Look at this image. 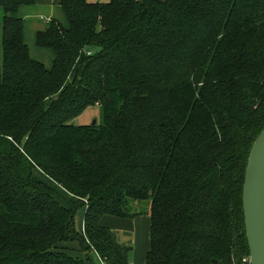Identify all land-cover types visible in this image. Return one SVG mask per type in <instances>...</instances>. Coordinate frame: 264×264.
<instances>
[{
	"label": "trees",
	"instance_id": "trees-1",
	"mask_svg": "<svg viewBox=\"0 0 264 264\" xmlns=\"http://www.w3.org/2000/svg\"><path fill=\"white\" fill-rule=\"evenodd\" d=\"M34 3L0 0V264H85L64 250L72 241L131 264L104 219H133L146 199L144 264L247 255L241 191L264 126V0H56L67 25L35 34L50 68L13 16ZM95 105L98 123L73 122Z\"/></svg>",
	"mask_w": 264,
	"mask_h": 264
},
{
	"label": "rangeland",
	"instance_id": "rangeland-1",
	"mask_svg": "<svg viewBox=\"0 0 264 264\" xmlns=\"http://www.w3.org/2000/svg\"><path fill=\"white\" fill-rule=\"evenodd\" d=\"M97 1V0H88ZM59 8V12L56 13L54 19H58L63 24L67 25V21L61 11L59 4L56 3ZM61 15V17L59 16ZM41 19L44 22H49L46 15L42 16ZM25 40L30 50L48 51L39 47L35 43V35L32 33L31 29H28L25 25L24 29ZM25 42V43H26ZM0 46H1V18H0ZM100 121V109L98 106H92L87 108L78 116L73 119L75 124L81 125H94ZM94 122V123H93ZM36 171L39 172L37 169ZM41 172V171H40ZM37 173V172H36ZM39 174V173H37ZM43 175V173H41ZM45 176V175H44ZM60 189V188H59ZM63 191V190H62ZM65 191H63L64 193ZM64 195H69L65 194ZM150 199L143 200L138 203H134L132 206L133 211H138L139 216L133 219H122L116 217H107L104 223L111 227L118 235L119 240L126 245L129 250V260L132 264H144L145 254L149 248V217L145 214V211L149 208ZM83 216H84V206H81L74 218L75 228L77 231H81L83 228ZM67 247L64 250L71 256L75 258H81L84 260L85 264H103L100 258L97 256L93 250H83L78 241H72L66 244Z\"/></svg>",
	"mask_w": 264,
	"mask_h": 264
},
{
	"label": "water",
	"instance_id": "water-1",
	"mask_svg": "<svg viewBox=\"0 0 264 264\" xmlns=\"http://www.w3.org/2000/svg\"><path fill=\"white\" fill-rule=\"evenodd\" d=\"M241 202L250 262L264 264V126L248 153Z\"/></svg>",
	"mask_w": 264,
	"mask_h": 264
},
{
	"label": "crops",
	"instance_id": "crops-1",
	"mask_svg": "<svg viewBox=\"0 0 264 264\" xmlns=\"http://www.w3.org/2000/svg\"><path fill=\"white\" fill-rule=\"evenodd\" d=\"M59 7L56 6V0H35V3L32 5H22L19 7L13 16L20 17L23 19V37L25 40L24 29L25 25L28 29H31L32 33L35 35L38 30H43L49 24V22H44L41 19H44L42 16L47 17V19H54V16L59 12ZM62 11V10H61ZM63 13V12H62ZM64 15V14H63ZM61 17V15H59ZM49 20V21H50ZM58 20V19H57ZM27 44V42H26ZM28 46V45H27ZM43 48V47H42ZM48 51H35L30 50L28 46V51L30 57L40 61L45 65L46 68H50L52 65L53 54L50 49L43 48ZM106 220V219H104ZM82 230V229H81ZM132 264V262H131Z\"/></svg>",
	"mask_w": 264,
	"mask_h": 264
},
{
	"label": "built area",
	"instance_id": "built-area-1",
	"mask_svg": "<svg viewBox=\"0 0 264 264\" xmlns=\"http://www.w3.org/2000/svg\"><path fill=\"white\" fill-rule=\"evenodd\" d=\"M103 264H106L104 262H102ZM232 264H251L250 262V258H249V255H243L237 262L236 261H233Z\"/></svg>",
	"mask_w": 264,
	"mask_h": 264
}]
</instances>
